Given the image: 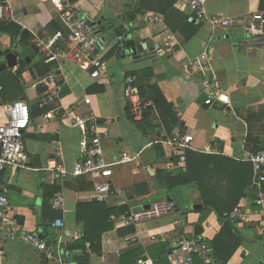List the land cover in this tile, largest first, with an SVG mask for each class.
I'll use <instances>...</instances> for the list:
<instances>
[{
    "label": "crops",
    "instance_id": "1",
    "mask_svg": "<svg viewBox=\"0 0 264 264\" xmlns=\"http://www.w3.org/2000/svg\"><path fill=\"white\" fill-rule=\"evenodd\" d=\"M5 1L10 12L1 22L21 28L27 32L28 40L13 44L8 35H0V52L11 50L23 59L18 67L0 71V102L24 101L30 110L34 107L31 114L35 115L24 133L29 169H7L0 178L1 194L9 201L8 213L20 229L17 240L0 244V264H59V254L66 260L80 254L72 252L70 246L84 237V223L78 216L84 214L80 212L82 206L89 207L94 202V182L90 177L62 180L45 168L53 158L61 160L68 170L84 160L82 145L83 142L90 144V139L80 129L73 128L71 120L91 112L98 118L100 130L110 134L103 141L107 160L113 161L122 153L135 155L143 151L133 164L114 169L111 182L116 196L110 204H105L107 210L113 211L107 214L109 221L112 215L147 210L155 202L168 201L175 207L167 215L147 219L138 226L126 228L119 224L116 228L110 222L113 229L102 235V255L91 254L90 264H121V251L132 243L140 244L143 249L136 264H171L185 241L210 244L221 235L236 249L229 264H264V208L255 204L258 198L255 190L250 188L239 206L256 217L248 222L231 218L227 227L213 212L193 211L203 208L194 186L169 191L159 179L162 171H181L173 167L171 151L161 141L192 136L195 152L245 161L249 121L254 126L253 133H262L258 135L264 137V45L251 55L243 53L240 47L241 42L250 38L251 30L241 27L215 30L209 24L199 23L188 9V0H79L74 4L69 0ZM257 11H260V0H208L206 5L208 14L228 18ZM70 12L95 23L104 18L103 24L114 26L113 30L102 34L100 52L94 57L98 58L99 66H104L107 78L91 77L98 69V64L91 60L81 59L82 67L67 60L45 63L43 45L59 31L69 34L63 16ZM156 17L158 21L149 20ZM194 29L197 32L191 36ZM170 33L179 40L173 53L160 51L158 59L152 63L120 67L121 53L113 45L115 39L132 35L142 43L158 45L161 49L164 38ZM205 53H208L205 66L209 71L191 73L187 68L189 62ZM5 63L3 57L0 65ZM23 64L24 70L19 75ZM55 68L60 69L57 82L63 89L60 99L48 106L52 109L48 112H54L53 118L46 120L44 114L39 115L42 112L39 105L48 89L41 82ZM145 70H152V74L145 77ZM129 75H134L141 85L157 87L164 101L154 104L145 131L138 127L142 121L130 118L125 92ZM213 75L222 93L213 106L207 107L201 99L206 95L205 84ZM87 96L91 97V105L84 103ZM5 119L1 114L0 124ZM54 142L61 150L59 158ZM56 185L64 194L65 206L52 221L51 201L45 199V190ZM87 186L91 189H84ZM90 211L89 207L85 216L92 217ZM186 224L194 226L191 236L196 239L185 234ZM196 226L202 227L197 231L198 236ZM28 233L41 238L44 235L52 256L25 243L22 237ZM152 236L157 239L153 241ZM194 261L203 264L197 256Z\"/></svg>",
    "mask_w": 264,
    "mask_h": 264
},
{
    "label": "built area",
    "instance_id": "2",
    "mask_svg": "<svg viewBox=\"0 0 264 264\" xmlns=\"http://www.w3.org/2000/svg\"><path fill=\"white\" fill-rule=\"evenodd\" d=\"M188 9L195 15L199 23L209 24L213 29L227 30L241 27L244 30H251L250 38L240 43L243 53L251 55L264 45V12L257 11L237 18H228L220 15H210L206 12L208 0H188ZM10 12L7 2H0V22L5 21ZM151 22L158 21V17ZM63 22L69 30V34L59 31L44 43L45 63L51 64L60 60H67L76 65L83 66L79 63L81 59L96 62L98 69L95 70L91 77L93 79L107 78L103 65L99 66L98 56L102 45V28L97 25H87L86 21L80 19L75 13L70 12L63 16ZM179 40L175 34L170 33L164 38L162 48L159 52L173 53L178 46ZM208 62V53L203 54L199 59L190 61L187 68L191 73L203 70L209 71L205 66ZM60 69H53L41 84L48 89L44 98L39 105L41 110L50 106L53 102L60 99L62 86L57 82V72ZM206 88V106H213L222 93V89L215 75L205 84ZM126 98L130 107L131 114L135 122L144 120L145 115L150 109H155L152 101L141 95L137 79L134 75H129L125 80ZM86 105H91V97L84 99ZM54 112L44 114V119L53 118ZM5 116V122L0 124V178L7 170H27L29 169V156L25 149L24 133L31 123L32 114L29 105L21 100L14 101L10 104L0 102V115ZM73 128L82 131L85 137L90 139V144L83 142V161L78 162L72 170H68L63 162L59 159H50L46 171L50 172L53 177H59L62 180L69 178L90 177L94 182L95 196L94 201L101 204H110L116 196V189L113 187L111 179L114 175V169L121 165L133 164L136 162L142 152L135 155L122 153L113 161H109L104 156L103 141L110 137L106 131L100 130L98 118L91 112L75 117L71 120ZM85 141V140H84ZM192 136H182L169 138L160 143L165 145L174 158L173 167L183 172L187 171L186 152L192 150ZM56 146V156H60V147ZM152 145V144H151ZM150 145V146H151ZM245 161L253 165V178L251 189L255 190L258 198L255 204L264 208V152L252 154L247 150ZM9 201L7 197L1 194L0 186V229L2 239L0 244L17 240L20 235V229L16 221L8 213ZM65 199L63 192H57L52 199V208L55 211L64 210ZM172 202H155L151 203L147 210L131 211L128 215H112L110 222L117 228L119 224L123 227L138 226L147 219H153L167 215L174 210ZM256 215L246 211L242 206H238L231 214V218L238 222H248ZM60 225V222H59ZM62 227V226H61ZM23 241L37 250L52 256L53 252L48 247L47 242L35 234H25ZM155 241L156 236L151 238ZM212 248L207 243L197 244L193 241H185L181 250L175 254L171 264H195L194 258L197 256L203 264H210ZM59 264H75L58 255Z\"/></svg>",
    "mask_w": 264,
    "mask_h": 264
},
{
    "label": "trees",
    "instance_id": "3",
    "mask_svg": "<svg viewBox=\"0 0 264 264\" xmlns=\"http://www.w3.org/2000/svg\"><path fill=\"white\" fill-rule=\"evenodd\" d=\"M78 1L79 0H69L68 2L74 4ZM260 11H264V0H260ZM197 30L194 29L191 32V36H194ZM0 35H8L13 44L23 41V43H25V41L28 40L27 32H23L21 28L8 22H0ZM30 43L33 42L30 41ZM24 66L25 64L19 69V75L22 74ZM138 87L141 95L154 104L158 105L164 102L157 87L144 86L139 83ZM50 110L52 109L47 107L43 109L40 114L39 112L36 114L43 115ZM128 111L131 114L129 108ZM152 112L153 110L150 109L145 115L144 121L138 124L141 130L145 131L146 121L149 119ZM34 115L35 114L32 113V116ZM130 118L134 121L132 116H130ZM174 123H176V120H174ZM249 126L250 132L246 139V149L252 154L264 152V137L258 135L262 133H253L254 126L251 121H249ZM157 148L159 149L160 156H163L162 149L159 146ZM186 160V172L180 171L172 173L169 171H162L159 173L160 181L163 182L169 191L176 188L194 186L200 194V201L203 208L193 211L197 213H204L207 211L213 212L218 221L226 223L228 227L231 224L232 212L239 206L241 200L248 195V190L251 187L253 178L252 163L248 161H236L223 155L199 153L193 150H188L186 152ZM77 183L81 184V181ZM76 189L78 190V188ZM84 189L90 190L91 186H87ZM60 191L61 188L57 185L55 187L46 188L45 190V199L51 201L49 216L52 221L56 219V214H58L57 211L52 208V199L54 195ZM92 196H95V193H93ZM89 207L91 208L90 213H92V217L85 216V212ZM89 207L82 206L80 212L82 210L84 214L78 216V220L84 223V237L82 240L76 241L70 246L72 252H80L78 256L72 255V257L68 259L75 264H90L91 254L102 255V235L104 232L113 229V224H111L108 219V215L112 214L113 211L107 210L105 204L95 201ZM102 211H104L103 221L101 220ZM184 228L187 236H191L195 232L193 225L186 224ZM42 238L44 239L45 236L43 235ZM209 245L212 248L211 258L213 264H229L236 249L225 240L223 235L213 239ZM142 253V246L138 243H132L125 250L121 251L120 263L136 264L140 260Z\"/></svg>",
    "mask_w": 264,
    "mask_h": 264
},
{
    "label": "water",
    "instance_id": "4",
    "mask_svg": "<svg viewBox=\"0 0 264 264\" xmlns=\"http://www.w3.org/2000/svg\"><path fill=\"white\" fill-rule=\"evenodd\" d=\"M84 20V19H83ZM87 25H94L97 24L102 28V34L107 31H111L114 29L113 25L103 24L104 18H101L96 23L92 22V20L88 19L86 21ZM105 40V39H104ZM114 46L120 51V61H122V67L125 66H133V67H140L146 63H152L158 59L160 47L158 45L152 46L149 43H142L140 38L134 37L132 35H126L122 38L115 39ZM35 50L38 51L36 47ZM0 57H4L6 60L5 64L0 65V71H3L7 68L14 69L18 67L22 62L23 59L20 58L15 52L8 50L5 52H0ZM145 77H148L152 74V70H145L143 71ZM207 99L202 97L201 100L205 102ZM209 107V106H207ZM31 111H34V107L31 108ZM196 236H198L197 231L202 230V227L196 226Z\"/></svg>",
    "mask_w": 264,
    "mask_h": 264
},
{
    "label": "rangeland",
    "instance_id": "5",
    "mask_svg": "<svg viewBox=\"0 0 264 264\" xmlns=\"http://www.w3.org/2000/svg\"><path fill=\"white\" fill-rule=\"evenodd\" d=\"M2 58H3V57H0V62L2 61ZM121 62H122V61H121ZM174 191H175V190H174ZM172 195H173V194H171V196H172ZM193 237H194V236H193ZM193 237L190 236L191 239H193V240L196 239V237H194V238H193ZM197 238H198V237H197Z\"/></svg>",
    "mask_w": 264,
    "mask_h": 264
}]
</instances>
